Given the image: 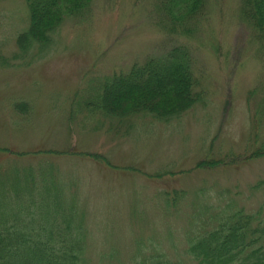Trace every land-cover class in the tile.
<instances>
[{"label":"rangeland","instance_id":"374dc122","mask_svg":"<svg viewBox=\"0 0 264 264\" xmlns=\"http://www.w3.org/2000/svg\"><path fill=\"white\" fill-rule=\"evenodd\" d=\"M240 2L206 0L193 32L172 36L159 0H94L83 17L57 30L50 46L14 62L29 14L24 0H0V58L14 64L0 67V147L27 153L28 165L48 163L46 169L77 185L92 264L104 255L131 264L139 249L145 257L194 264L184 251L185 237L196 231L197 220H190L196 203L211 208L206 219L225 209L227 190L238 209L256 211L264 203V189L259 196L252 191L264 181V155L226 158L250 157L264 146V45L243 21ZM176 46L190 50L203 92L202 102L179 120L116 121L78 111L114 74ZM20 103L29 109L25 116L15 113ZM218 160L219 167L195 168ZM175 192L182 194L178 203L166 207L163 193Z\"/></svg>","mask_w":264,"mask_h":264},{"label":"trees","instance_id":"16d2710c","mask_svg":"<svg viewBox=\"0 0 264 264\" xmlns=\"http://www.w3.org/2000/svg\"><path fill=\"white\" fill-rule=\"evenodd\" d=\"M93 1L24 0L29 26L17 38L18 53L13 57L14 62L24 60L35 47L50 46L57 30L66 21L83 17ZM240 3L243 21L264 45V0H241ZM205 4L206 0H159L157 8L166 22L165 31L172 36L191 34V24L202 18ZM11 63L0 58L3 69L13 67ZM200 88L190 50L176 46L164 56L147 57L126 73L114 74L103 84L100 95L93 102H83L78 111L85 110L92 116L99 112L107 120L146 116L170 124L202 102ZM28 111L25 103L15 105L17 115L25 116ZM71 116L73 121L75 115ZM46 153L56 157L74 155L51 150ZM27 155L0 147V264H92L87 255V215L75 191L77 185L59 178L54 168L46 169L50 167L48 163H38L36 167L24 163ZM258 155H264V146L252 157L226 158L246 162ZM96 158L108 163L101 155ZM221 161H200L195 168L213 169ZM262 189L264 181L252 187L256 196L261 195ZM180 194L163 193L166 207H175ZM199 196L202 200L201 193ZM218 198L220 202L223 199L220 194ZM230 198L227 190L222 200H227L225 209L214 216L207 215V219L211 208L206 201L196 203L195 215L190 218L197 220L193 229L196 231L185 237L184 251L194 264H264V203L256 211H246L238 209L237 202ZM113 258L104 255L101 264H114ZM134 259L131 264L175 263L162 254L145 257L140 249Z\"/></svg>","mask_w":264,"mask_h":264}]
</instances>
